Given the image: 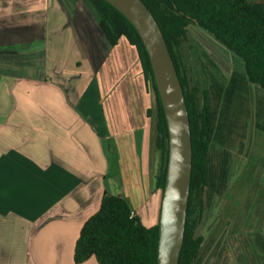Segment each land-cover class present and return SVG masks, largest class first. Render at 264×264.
I'll return each instance as SVG.
<instances>
[{
    "label": "crops",
    "instance_id": "obj_1",
    "mask_svg": "<svg viewBox=\"0 0 264 264\" xmlns=\"http://www.w3.org/2000/svg\"><path fill=\"white\" fill-rule=\"evenodd\" d=\"M90 22L66 0H0V264H75L108 189L158 222L161 149L137 50Z\"/></svg>",
    "mask_w": 264,
    "mask_h": 264
},
{
    "label": "trees",
    "instance_id": "obj_2",
    "mask_svg": "<svg viewBox=\"0 0 264 264\" xmlns=\"http://www.w3.org/2000/svg\"><path fill=\"white\" fill-rule=\"evenodd\" d=\"M96 14V22L107 42L120 39L133 45L147 88L154 93V116L161 162L155 187L162 193L167 164V124L154 81L150 61L141 38L130 21L106 0H85ZM157 20L174 61L188 109L192 172L183 245L178 264H194L204 241L195 236L196 216L202 211V194L210 179L209 159L213 126L209 91L203 90L197 102L195 89H189L181 71L180 45L191 24L208 32L220 45L242 60L249 83L264 91V1L249 0H143ZM78 13V12H77ZM196 91V90H195ZM153 112L154 115H153ZM262 116V115H261ZM225 179V181L223 180ZM222 183L228 187V179ZM209 189V194H212ZM217 195L220 194L216 191ZM225 198L229 194L224 195ZM198 205V209H196ZM158 222L145 226L126 196L104 191L98 210L88 217L75 241L73 262L81 264L94 257L98 264H156Z\"/></svg>",
    "mask_w": 264,
    "mask_h": 264
},
{
    "label": "rangeland",
    "instance_id": "obj_3",
    "mask_svg": "<svg viewBox=\"0 0 264 264\" xmlns=\"http://www.w3.org/2000/svg\"><path fill=\"white\" fill-rule=\"evenodd\" d=\"M66 1L91 20V35L100 31L96 14L85 0ZM180 52L188 88L196 90L199 104L207 89L213 113L210 179L194 229V235H202L204 241L194 264H264V91L247 81L239 57L197 25L188 27ZM140 103L154 108L152 89L142 91ZM93 127L98 137L100 128ZM225 174L228 187L222 183Z\"/></svg>",
    "mask_w": 264,
    "mask_h": 264
},
{
    "label": "water",
    "instance_id": "obj_4",
    "mask_svg": "<svg viewBox=\"0 0 264 264\" xmlns=\"http://www.w3.org/2000/svg\"><path fill=\"white\" fill-rule=\"evenodd\" d=\"M134 26L149 57L167 124V164L158 218L156 264H178L192 172V141L184 91L162 30L143 0H106Z\"/></svg>",
    "mask_w": 264,
    "mask_h": 264
}]
</instances>
